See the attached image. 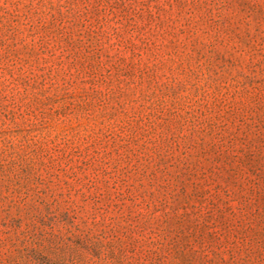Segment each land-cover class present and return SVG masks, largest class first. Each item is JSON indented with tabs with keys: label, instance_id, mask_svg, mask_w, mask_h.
Returning a JSON list of instances; mask_svg holds the SVG:
<instances>
[{
	"label": "rangeland",
	"instance_id": "rangeland-1",
	"mask_svg": "<svg viewBox=\"0 0 264 264\" xmlns=\"http://www.w3.org/2000/svg\"><path fill=\"white\" fill-rule=\"evenodd\" d=\"M0 264H264V0H0Z\"/></svg>",
	"mask_w": 264,
	"mask_h": 264
}]
</instances>
